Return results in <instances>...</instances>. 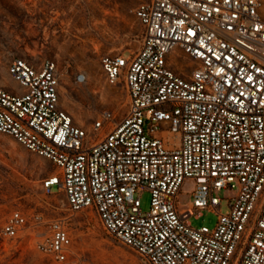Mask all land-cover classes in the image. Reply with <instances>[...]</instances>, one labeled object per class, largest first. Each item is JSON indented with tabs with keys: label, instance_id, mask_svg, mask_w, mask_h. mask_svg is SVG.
I'll list each match as a JSON object with an SVG mask.
<instances>
[{
	"label": "built area",
	"instance_id": "2783aa9c",
	"mask_svg": "<svg viewBox=\"0 0 264 264\" xmlns=\"http://www.w3.org/2000/svg\"><path fill=\"white\" fill-rule=\"evenodd\" d=\"M134 14L138 48L100 61L125 87L124 114L78 123L61 104L58 61L15 57L17 84H0V133L56 165L45 193L56 186L69 209L92 210L147 264H264V0H141ZM137 190L150 194L147 212ZM204 209L217 213L212 229L190 224ZM0 234L80 264L66 216L15 209Z\"/></svg>",
	"mask_w": 264,
	"mask_h": 264
},
{
	"label": "rangeland",
	"instance_id": "374dc122",
	"mask_svg": "<svg viewBox=\"0 0 264 264\" xmlns=\"http://www.w3.org/2000/svg\"><path fill=\"white\" fill-rule=\"evenodd\" d=\"M139 1L0 0V84H17L7 73L15 57L37 62L53 58L63 71L61 104L78 123L89 125L102 110H110L117 117L124 114L125 87L106 80L100 61L104 54L134 51L140 45L143 28L134 14ZM78 71L86 72V82L74 83ZM55 170L50 160L0 133V227L15 209L42 213L46 218L66 216L74 258L80 264H147L109 235L92 210L72 211L56 186L53 193L43 191L42 179ZM190 186V181L183 185L180 203L189 202ZM135 195L140 197L141 211L147 212L149 192L137 190ZM189 220L193 227L212 229L217 213L204 209ZM44 231L41 227L39 234ZM0 264L55 263L36 249L34 241L24 244L0 234Z\"/></svg>",
	"mask_w": 264,
	"mask_h": 264
}]
</instances>
